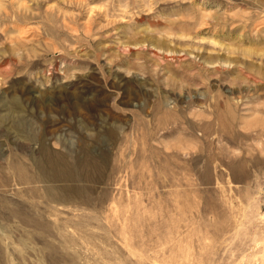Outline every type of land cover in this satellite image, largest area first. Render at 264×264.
<instances>
[{"label":"rangeland","instance_id":"obj_1","mask_svg":"<svg viewBox=\"0 0 264 264\" xmlns=\"http://www.w3.org/2000/svg\"><path fill=\"white\" fill-rule=\"evenodd\" d=\"M0 264H264V0H0Z\"/></svg>","mask_w":264,"mask_h":264},{"label":"bare ground","instance_id":"obj_2","mask_svg":"<svg viewBox=\"0 0 264 264\" xmlns=\"http://www.w3.org/2000/svg\"><path fill=\"white\" fill-rule=\"evenodd\" d=\"M40 149L42 150L41 152L44 155L45 165L43 164V168H42L43 172H47L49 176L53 179H60L64 181H67L72 177V169L66 163L64 156L62 154H57V155L52 154L53 152L52 153L48 152L44 147H41ZM94 161H95L94 159H85L81 161L79 163L80 166L79 169L81 171H90V170L93 171V168L96 166ZM45 189L46 192H49L52 188L47 186Z\"/></svg>","mask_w":264,"mask_h":264}]
</instances>
